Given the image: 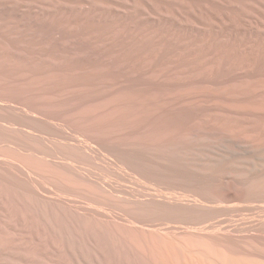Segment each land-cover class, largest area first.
I'll return each mask as SVG.
<instances>
[{
  "label": "bare ground",
  "instance_id": "bare-ground-1",
  "mask_svg": "<svg viewBox=\"0 0 264 264\" xmlns=\"http://www.w3.org/2000/svg\"><path fill=\"white\" fill-rule=\"evenodd\" d=\"M0 264H264V0H0Z\"/></svg>",
  "mask_w": 264,
  "mask_h": 264
}]
</instances>
